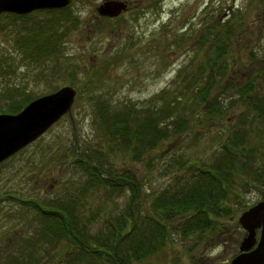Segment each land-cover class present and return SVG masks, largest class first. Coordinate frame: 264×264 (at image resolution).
Segmentation results:
<instances>
[{
  "label": "rangeland",
  "instance_id": "rangeland-1",
  "mask_svg": "<svg viewBox=\"0 0 264 264\" xmlns=\"http://www.w3.org/2000/svg\"><path fill=\"white\" fill-rule=\"evenodd\" d=\"M105 1L72 0L70 13L58 16L68 19L65 25L69 30L64 37H57L62 48L57 58L31 62L22 51L13 50L9 30L0 34V114H15L4 111L8 107L4 94L10 89L19 87L35 98L64 86L76 89L70 115H63L43 135L0 163V264H7L5 254L19 255L32 245L29 250L38 259L28 264H62L70 249L61 241L50 250L44 247L36 206L16 198L78 199L77 209L96 214V229L126 206L127 191L113 196L101 187L85 189L87 175L72 166L73 142L82 152L101 149L105 166L111 162L119 172L131 173L140 183L146 209L179 173V159L212 157L227 133L236 128L246 130L247 140L258 145L260 163L256 168L264 164V125L252 107L264 98V0H120L127 3L126 12L116 17L99 16L96 9ZM231 7L242 8V12L236 36L228 38L227 72L219 81L223 88L218 85L212 90L221 112L208 113L194 97L203 81L198 68L205 65L208 49L199 47L192 31L194 35L204 32L219 13L225 21ZM44 16L34 14L37 20ZM191 75L198 78L192 88L186 80ZM249 83L252 90L245 93ZM175 98L181 101L172 119L163 117V124L173 128L171 122L179 115L189 127L166 137L139 158L134 147L119 152L108 144V137L95 122L97 99L117 113L127 106L159 110ZM147 114H139L141 123L146 122ZM260 173V182H249L246 174L236 176L224 200L227 210L213 216L210 230L184 236L182 222L186 218L176 216L166 245L135 264H230L235 239L240 236L237 218L264 200V170Z\"/></svg>",
  "mask_w": 264,
  "mask_h": 264
},
{
  "label": "trees",
  "instance_id": "trees-1",
  "mask_svg": "<svg viewBox=\"0 0 264 264\" xmlns=\"http://www.w3.org/2000/svg\"><path fill=\"white\" fill-rule=\"evenodd\" d=\"M70 7L71 4L24 15L4 13L0 16V34L9 30L13 37V50L22 51L31 62H41L50 56L57 58L62 50L57 37H64L69 30L65 25L68 19L58 16L70 13ZM241 12L242 8L231 7L225 21L221 20L223 14L219 13L218 17H213V24L206 26L204 32L194 35L195 31H192L194 39H198L199 47L201 45L203 50L208 49L205 65L198 68V73L203 72V81L194 90V97L200 100L208 113L221 112L217 107L218 98L212 96V90L218 85L223 88L219 81L227 72L225 56L230 43L228 38L236 36ZM35 13L45 14L43 20H37ZM2 19L6 22H1ZM12 58L14 57L11 56L10 59ZM192 77L191 75L186 79L187 87L197 86L198 78ZM251 87L252 83L245 85V93L252 90ZM4 98L8 104L4 111L16 113L35 97L17 87L8 90ZM161 98L165 100V96ZM180 101L175 98L168 104L161 105L159 110L127 106L125 109H117V113H111L107 104L102 99H97L94 105L95 122L108 137V144L117 147L119 152L134 147L135 156L139 158L143 152L156 147L166 137L187 130L188 121L178 114L171 122L174 123L173 128L169 126L168 129L163 124V117L169 116L172 119ZM252 107L264 125V98L258 100L257 104H252ZM147 111L144 118L146 122L141 123L142 115L139 114ZM221 143V148L210 158L179 159V173L169 179L154 197L149 209H146L143 206L140 183L131 173L119 172L111 162L105 166L101 149L98 152H82L79 145L73 142L72 166L74 170L79 169L83 176L87 175L85 189L87 186L101 187L113 196L115 193L128 192L126 206L116 217L105 220V227L99 229L94 227L95 213L87 215L84 209H77L78 199L16 200L36 206L40 220L39 239L44 247L50 250L55 243L61 241L70 248L61 260L62 264H135L166 245L170 239L169 227L174 226L176 216L186 218L182 222L184 236L210 230L214 225L213 216H220L222 211L227 210L224 200L234 187L237 175L246 174L249 182L261 181L263 176L260 172L264 170V164L256 168L260 163L257 160L258 145L247 140L246 130L234 129L227 133L226 139ZM114 150L111 149L113 153H117ZM110 153L109 151L108 155ZM172 166L173 169L177 167L175 163ZM81 195L82 191L77 196ZM110 195L108 197L112 198ZM9 197L13 198L11 195ZM29 247L19 255L5 254L4 260L7 264H24L25 261L28 264L29 261L37 260V255Z\"/></svg>",
  "mask_w": 264,
  "mask_h": 264
},
{
  "label": "water",
  "instance_id": "water-1",
  "mask_svg": "<svg viewBox=\"0 0 264 264\" xmlns=\"http://www.w3.org/2000/svg\"><path fill=\"white\" fill-rule=\"evenodd\" d=\"M72 0H0V16L3 13L24 15L36 10L63 8ZM127 3L108 0L96 9L98 15L116 17L126 12ZM76 97L73 86H64L53 93L30 101L15 114H0V163L43 135L63 115H70ZM239 224L248 234L240 242L242 251L230 264H264V200L244 210ZM260 236L256 242V229ZM256 244V247L250 248Z\"/></svg>",
  "mask_w": 264,
  "mask_h": 264
},
{
  "label": "flooded vegetation",
  "instance_id": "flooded-vegetation-1",
  "mask_svg": "<svg viewBox=\"0 0 264 264\" xmlns=\"http://www.w3.org/2000/svg\"><path fill=\"white\" fill-rule=\"evenodd\" d=\"M247 209H248V208H247ZM237 222H238V224H239L238 218H237ZM236 231L239 233L240 236H238V238L235 239L236 248H235L234 255L232 256V258H233L234 256H236L237 254H239V253L242 252V251L239 249V245H240V242L243 240V238L247 237V234H248V232H247L245 229H243V228L241 227L240 224H239V228H237ZM260 231H261L260 228H257V229H256V234H255V235H256V242L258 241V238H259V236H260ZM255 247H256V244L253 245V246L250 248V250L253 249V248H255ZM232 258H231V259H232ZM230 262H231V260H230Z\"/></svg>",
  "mask_w": 264,
  "mask_h": 264
}]
</instances>
